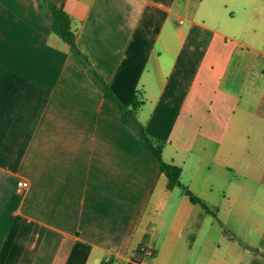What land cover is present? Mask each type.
Here are the masks:
<instances>
[{
    "label": "crops",
    "instance_id": "1",
    "mask_svg": "<svg viewBox=\"0 0 264 264\" xmlns=\"http://www.w3.org/2000/svg\"><path fill=\"white\" fill-rule=\"evenodd\" d=\"M51 1L208 209L39 0H0V264H264V0Z\"/></svg>",
    "mask_w": 264,
    "mask_h": 264
},
{
    "label": "trees",
    "instance_id": "2",
    "mask_svg": "<svg viewBox=\"0 0 264 264\" xmlns=\"http://www.w3.org/2000/svg\"><path fill=\"white\" fill-rule=\"evenodd\" d=\"M39 3H41L43 10L51 20L52 31L67 42L70 50L77 56L92 79L101 87L105 96L120 107L122 111V120L133 127L143 144L155 155L159 162L161 173L168 178L170 185L180 186L192 202L200 203L204 208L208 209L207 205L200 197L196 196L186 185L180 182V167L163 160L161 156L162 141L146 131L143 124L136 117L134 107L123 105L112 93L104 79L91 66L87 55L81 51L76 43L70 15L51 0H39Z\"/></svg>",
    "mask_w": 264,
    "mask_h": 264
},
{
    "label": "built area",
    "instance_id": "3",
    "mask_svg": "<svg viewBox=\"0 0 264 264\" xmlns=\"http://www.w3.org/2000/svg\"><path fill=\"white\" fill-rule=\"evenodd\" d=\"M26 185H27V181L20 180L18 182V186L19 187H25ZM138 249L144 256L151 257V256H153L155 254V251H154L153 247H151L150 245H148L146 243L140 244Z\"/></svg>",
    "mask_w": 264,
    "mask_h": 264
},
{
    "label": "rangeland",
    "instance_id": "4",
    "mask_svg": "<svg viewBox=\"0 0 264 264\" xmlns=\"http://www.w3.org/2000/svg\"><path fill=\"white\" fill-rule=\"evenodd\" d=\"M259 5H260V11H262L261 12V14H263L262 15V17H259V18H255V19H257L258 20V25L259 26H262V28H264V2H259ZM255 23V22H254ZM262 66H264V58H261L260 60H259V62H258V67L257 68H260V67H262ZM185 181L187 180L186 178H183ZM182 179V181H184ZM252 181V180H251ZM175 191H176V193H180V189L179 188H176L175 189Z\"/></svg>",
    "mask_w": 264,
    "mask_h": 264
}]
</instances>
